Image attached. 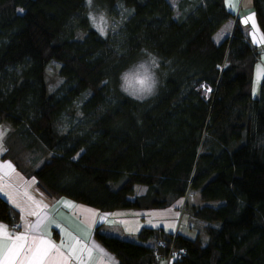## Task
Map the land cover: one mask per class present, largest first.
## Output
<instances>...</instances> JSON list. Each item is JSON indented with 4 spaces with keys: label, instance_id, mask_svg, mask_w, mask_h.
Segmentation results:
<instances>
[{
    "label": "trees",
    "instance_id": "obj_1",
    "mask_svg": "<svg viewBox=\"0 0 264 264\" xmlns=\"http://www.w3.org/2000/svg\"><path fill=\"white\" fill-rule=\"evenodd\" d=\"M87 1L0 0L3 158L47 198L101 212L179 204L184 214L195 196L193 239L144 228L132 242L96 230L119 264H158V242L161 258L170 246L184 254L172 264H264V79L253 97L259 52L236 13L226 0H91L110 15L126 10L101 35ZM252 10L264 37V0ZM145 49L159 58L161 85L137 101L119 76ZM53 63L62 83L49 94ZM14 216L0 197V221Z\"/></svg>",
    "mask_w": 264,
    "mask_h": 264
},
{
    "label": "crops",
    "instance_id": "obj_2",
    "mask_svg": "<svg viewBox=\"0 0 264 264\" xmlns=\"http://www.w3.org/2000/svg\"><path fill=\"white\" fill-rule=\"evenodd\" d=\"M226 3L238 16L244 34V30H253L255 35H261L252 0H226ZM9 133L8 126L0 123V197L15 212L14 223L19 227L13 231L9 224L0 221V229H6L12 239L28 232L30 236L35 234L47 240L54 246L49 252L51 264H119L116 256L95 239L96 230L132 242H137V235L144 228L161 230L165 234L175 233L178 229L179 234L190 239L200 235L202 223L192 216V212L185 216L186 209L179 218V204L164 210L101 212L65 197L47 198L33 177L23 175L3 158ZM142 194L136 193V196ZM36 224L39 228L35 233L30 232L29 225ZM202 240L205 243L204 237Z\"/></svg>",
    "mask_w": 264,
    "mask_h": 264
},
{
    "label": "rangeland",
    "instance_id": "obj_3",
    "mask_svg": "<svg viewBox=\"0 0 264 264\" xmlns=\"http://www.w3.org/2000/svg\"><path fill=\"white\" fill-rule=\"evenodd\" d=\"M179 0H167V2L175 7ZM126 10L124 8L118 7L114 10V13L110 15L106 9L100 8L92 4H89L87 1V15L90 20L91 27L99 32L101 35H106L123 20L125 17ZM248 36V39L253 47H255L258 52V60L255 66L254 78H253V87H252V96L257 97L258 89L260 82L264 79V39L258 33L254 34L253 30H244ZM251 34V35H250ZM58 65L53 63L46 70V84L48 93L51 94L56 88L62 83V80L57 75ZM202 93L204 96L209 95V90L205 87H202ZM144 188L136 187L135 192L140 194L142 193ZM191 202V203H190ZM194 202L197 203L195 196L192 195L189 199V204L186 208L185 216H189L191 213V205H194ZM183 206L180 207L178 216L179 218L183 216ZM182 215V216H181Z\"/></svg>",
    "mask_w": 264,
    "mask_h": 264
},
{
    "label": "snow or ice",
    "instance_id": "obj_4",
    "mask_svg": "<svg viewBox=\"0 0 264 264\" xmlns=\"http://www.w3.org/2000/svg\"><path fill=\"white\" fill-rule=\"evenodd\" d=\"M88 3L90 4L91 0H88ZM38 228L39 224L29 225V231L32 233ZM53 247L47 240L35 234L30 236L26 232L12 239L6 229H0V264H17V261L19 264H51L49 252Z\"/></svg>",
    "mask_w": 264,
    "mask_h": 264
},
{
    "label": "clouds",
    "instance_id": "obj_5",
    "mask_svg": "<svg viewBox=\"0 0 264 264\" xmlns=\"http://www.w3.org/2000/svg\"><path fill=\"white\" fill-rule=\"evenodd\" d=\"M142 51L144 55L126 67L119 76L120 92L137 101L155 96L161 85L159 58L146 49Z\"/></svg>",
    "mask_w": 264,
    "mask_h": 264
},
{
    "label": "built area",
    "instance_id": "obj_6",
    "mask_svg": "<svg viewBox=\"0 0 264 264\" xmlns=\"http://www.w3.org/2000/svg\"><path fill=\"white\" fill-rule=\"evenodd\" d=\"M182 213V211H181ZM10 228L13 230V231H16L18 229V225L13 223L12 225H10ZM163 247V244L162 242H158L157 245H156V248H161ZM154 250V260L156 261H161L162 264H172L173 262L179 260L181 257L184 256V254L182 252H176L173 248V246H170L169 248V251L167 253L166 256H164L163 258H161L160 254H158V251Z\"/></svg>",
    "mask_w": 264,
    "mask_h": 264
}]
</instances>
